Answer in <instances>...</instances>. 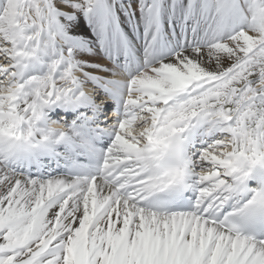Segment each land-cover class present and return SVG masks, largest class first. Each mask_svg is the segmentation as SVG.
<instances>
[{
    "label": "snow or ice",
    "instance_id": "6c2138e0",
    "mask_svg": "<svg viewBox=\"0 0 264 264\" xmlns=\"http://www.w3.org/2000/svg\"><path fill=\"white\" fill-rule=\"evenodd\" d=\"M0 264H264V0H0Z\"/></svg>",
    "mask_w": 264,
    "mask_h": 264
}]
</instances>
